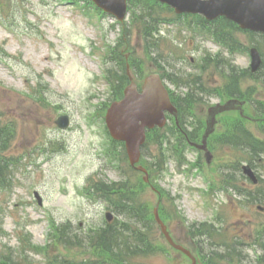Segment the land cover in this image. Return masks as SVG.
I'll return each mask as SVG.
<instances>
[{
	"label": "rangeland",
	"instance_id": "obj_1",
	"mask_svg": "<svg viewBox=\"0 0 264 264\" xmlns=\"http://www.w3.org/2000/svg\"><path fill=\"white\" fill-rule=\"evenodd\" d=\"M153 15L174 17L167 10H156ZM140 28L132 11L118 24L84 2L0 0V118L9 136L12 132L6 150L0 152V159L11 160L0 168V262L62 264L60 260L80 263L90 255L96 258V247L66 246V242L86 239L88 230H93L94 236L107 223L120 226L130 222L91 189L96 182L124 180L136 192L135 201L146 204L150 213L160 200L161 217L175 239L199 252L201 258L202 252L205 255L213 249V243L220 252L235 248L236 253L231 259L214 255L212 264H264L257 260L261 250L255 243L264 229V211L257 208L264 206V201L252 202L250 196L235 194V188L247 189L252 197L264 190L262 162L256 163L261 165L255 169L261 181L254 185L236 170L239 162L247 163L249 155L244 150L222 146L213 139L214 158L207 163L205 154L191 147L176 150V143L166 142L174 140V135L162 130L146 147L150 150L148 161L160 164L150 171L151 183L160 196L142 184L143 173L130 167L126 151L111 138L105 113L113 92L104 73L109 68L116 81L113 49L118 46L122 53L141 58L145 75L157 70L146 56ZM161 30L157 57L162 63L169 59L186 72L202 64L203 54L222 50L206 37H192L186 24L163 25ZM236 38L241 45L258 42L264 52L262 35L237 30ZM191 57L196 59L193 64ZM233 61L249 67V52L236 53ZM211 66L204 73L205 82L220 86L224 74ZM241 89L244 93L251 90L253 103L264 100V84L255 78L242 80ZM207 101L213 104L217 100ZM208 108V103L197 104L194 112L205 119ZM246 110L256 115L252 103ZM63 113L73 117L67 130L54 123ZM229 116L219 122L215 135L226 130ZM246 125L264 139V122L258 126L248 121ZM179 156L187 163L180 164ZM36 191L42 197L41 205ZM107 212L112 213L111 222ZM201 222L213 224L210 244L202 251L187 232L190 223ZM141 223L130 226L146 230L153 253L130 256L129 264H191L168 243L157 223ZM237 253H242L244 262H239Z\"/></svg>",
	"mask_w": 264,
	"mask_h": 264
},
{
	"label": "water",
	"instance_id": "obj_2",
	"mask_svg": "<svg viewBox=\"0 0 264 264\" xmlns=\"http://www.w3.org/2000/svg\"><path fill=\"white\" fill-rule=\"evenodd\" d=\"M106 11L115 14L123 19L127 10V0H94ZM174 6L177 12L203 13L209 19L225 15L238 22L243 28L264 31V0H161ZM253 69H256L260 62V55L256 49L252 50ZM174 111L167 91L157 74L149 75L144 83L143 91L137 90V85L132 82L125 90V97L121 101L114 102L107 112V124L112 136L115 139L126 142V147L132 164H135L140 157V147L145 141L146 127H154L156 124L164 125V110ZM222 108L215 110L221 111ZM212 111V110H211ZM68 118H63L64 125H67ZM207 135L213 130L215 120H209ZM205 147V146H202ZM140 169H143L140 167ZM254 181H257L249 166L244 167ZM157 216V213H156ZM162 229L168 240L176 248L181 249L193 258L192 254L171 238L164 223L157 216Z\"/></svg>",
	"mask_w": 264,
	"mask_h": 264
},
{
	"label": "trees",
	"instance_id": "obj_3",
	"mask_svg": "<svg viewBox=\"0 0 264 264\" xmlns=\"http://www.w3.org/2000/svg\"><path fill=\"white\" fill-rule=\"evenodd\" d=\"M132 3L134 5H142L145 8H149L153 5H158L162 6L168 9L167 6L161 5L159 3H156L152 0H132ZM137 3V4H135ZM145 12V11H144ZM150 13H146L145 15L141 14L140 17L144 20L145 26H144V34L146 38L151 35L152 32L158 30L157 27V19L151 18L152 19V24H149L150 22ZM200 20H204L203 18L200 17ZM219 25L218 27L214 28V31L211 30V33L214 35L218 36V40L225 43V38H224V29L227 26V24L224 23H230L232 25V22L224 19V18H219L215 20ZM221 22V23H220ZM151 46V44H150ZM116 94L120 97L122 96V88L117 89ZM237 129L236 132H226L225 134L221 135L217 142L221 145H232L233 147H238L241 148L242 150L248 152L249 150L254 153L256 158H261L262 154H264V141L256 138L253 134L248 132L244 127H243V121L238 120L237 122ZM148 140H154V134H150L148 136ZM119 184L117 183H112L110 186H108L107 190H109V193H118L116 195L117 198L123 199L125 202L129 201V203H123L122 201L118 203V206H121V213H126V215L132 220L129 223H124L123 228L127 232V239L124 242V249H125V255H137L139 253H146L151 250V244H150V239L148 235H143L138 229H133L130 224L134 221L137 220H144V221H151V216L148 214V209H146L145 205H142L141 208H138L135 205V195L136 192L125 185L124 187H121L120 190H118ZM106 190V191H107ZM103 241L101 242V246L104 249H109V234H102ZM135 247L139 249H135ZM264 259V257H263Z\"/></svg>",
	"mask_w": 264,
	"mask_h": 264
}]
</instances>
